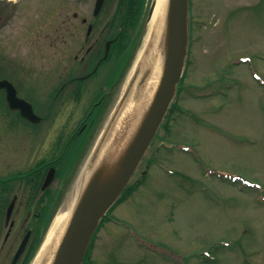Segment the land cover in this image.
Here are the masks:
<instances>
[{
	"label": "rangeland",
	"instance_id": "1",
	"mask_svg": "<svg viewBox=\"0 0 264 264\" xmlns=\"http://www.w3.org/2000/svg\"><path fill=\"white\" fill-rule=\"evenodd\" d=\"M52 1L42 4L50 7ZM54 1L57 5L49 8L54 12L71 11V2ZM93 3L75 5L86 11ZM43 5L33 3V9L14 19L0 0V79L9 77L15 63H45L48 48L27 45L31 39L15 26L38 21L43 33H50L58 20L40 13ZM189 14L188 66L175 101L183 112L174 110L133 178L135 191L102 223L88 264H264V0H189ZM148 25L136 62L155 42ZM238 60L246 63L234 67ZM228 80L234 85L226 95L204 97ZM156 92L135 117L117 130L120 119L112 125L100 157L113 132L112 141L122 146L120 137L132 125L121 150L107 156L118 163ZM5 108L0 94V113ZM174 143L190 153L177 151ZM151 160L155 164L145 168ZM143 170L147 173L141 177Z\"/></svg>",
	"mask_w": 264,
	"mask_h": 264
},
{
	"label": "flooded vegetation",
	"instance_id": "2",
	"mask_svg": "<svg viewBox=\"0 0 264 264\" xmlns=\"http://www.w3.org/2000/svg\"><path fill=\"white\" fill-rule=\"evenodd\" d=\"M2 1L15 19L44 0ZM78 1L61 0L72 3L70 12L51 10L54 0L40 8L59 21L50 33L38 21L15 25L31 39L27 45L49 52L40 67L15 63L9 69L16 98L7 102L0 91L6 102L0 113V264L34 263L143 44L148 4L135 10L142 0H94L86 11L77 9Z\"/></svg>",
	"mask_w": 264,
	"mask_h": 264
},
{
	"label": "water",
	"instance_id": "3",
	"mask_svg": "<svg viewBox=\"0 0 264 264\" xmlns=\"http://www.w3.org/2000/svg\"><path fill=\"white\" fill-rule=\"evenodd\" d=\"M153 9L154 5L150 10V17L153 14ZM188 16L189 0L169 1L164 34L163 75L152 104L133 140L119 156L118 163H113L109 158H107L109 161L100 158L102 145L105 144L107 138V134H104L100 144L83 169L81 179L86 175H90L87 187L84 189V193L74 211L73 218L55 255L53 264H83L86 251L92 236L99 227L100 221L120 198L149 149L183 75L189 41ZM135 78L136 75L124 94L119 108L112 118V123L121 114L120 108L123 105L125 106ZM1 89L7 90L8 99H10L9 93L11 91L14 96V90H11V84L8 81H0ZM109 164L110 172L107 179H105L106 166ZM25 243L22 244L16 259L21 254Z\"/></svg>",
	"mask_w": 264,
	"mask_h": 264
},
{
	"label": "bare ground",
	"instance_id": "4",
	"mask_svg": "<svg viewBox=\"0 0 264 264\" xmlns=\"http://www.w3.org/2000/svg\"><path fill=\"white\" fill-rule=\"evenodd\" d=\"M170 0H154V9L151 17L150 28L151 34L155 38V42L152 48H150V58L144 62L142 71L147 75V80L144 88L141 93H137L134 96H131L127 102L124 110L122 111L120 121L116 130L121 126V124L129 117H135L136 112L143 102L149 101L155 91L157 90L163 71V48H164V31L166 27V20L168 14ZM142 88V87H140ZM143 106V105H142ZM134 126L130 125V130L124 133L120 138L123 143L122 146L112 141L115 131L113 132L112 137L109 139L108 144L105 145V156H102L107 161V157L110 153L115 155L116 152L121 150L124 144L128 141V133L131 135ZM120 153V152H119ZM107 172L104 177L107 179L108 173L110 172V164L106 166ZM90 175L84 176L79 180L78 184L73 187L69 196L63 202L60 210L58 211L54 222L52 223L50 229L47 232L44 243L40 248L33 264H53L55 255L59 250V247L65 237L67 229L73 218L74 211L84 193V189L87 187V182Z\"/></svg>",
	"mask_w": 264,
	"mask_h": 264
},
{
	"label": "trees",
	"instance_id": "5",
	"mask_svg": "<svg viewBox=\"0 0 264 264\" xmlns=\"http://www.w3.org/2000/svg\"><path fill=\"white\" fill-rule=\"evenodd\" d=\"M142 5H143V3H142ZM142 5H141V7H136L135 10H138L139 8H142ZM141 14H142V12H140V13L138 14V16H140ZM130 191H132V190H129V192H130Z\"/></svg>",
	"mask_w": 264,
	"mask_h": 264
}]
</instances>
